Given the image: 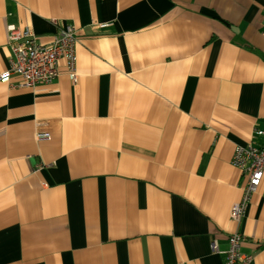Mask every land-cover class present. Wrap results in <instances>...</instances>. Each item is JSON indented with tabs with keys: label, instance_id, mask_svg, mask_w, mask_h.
I'll list each match as a JSON object with an SVG mask.
<instances>
[{
	"label": "crops",
	"instance_id": "crops-1",
	"mask_svg": "<svg viewBox=\"0 0 264 264\" xmlns=\"http://www.w3.org/2000/svg\"><path fill=\"white\" fill-rule=\"evenodd\" d=\"M64 23L76 85L63 62L0 83V264H202L235 232L264 264V181L229 216L234 149L264 129V0H0V73L8 26Z\"/></svg>",
	"mask_w": 264,
	"mask_h": 264
},
{
	"label": "built area",
	"instance_id": "built-area-1",
	"mask_svg": "<svg viewBox=\"0 0 264 264\" xmlns=\"http://www.w3.org/2000/svg\"><path fill=\"white\" fill-rule=\"evenodd\" d=\"M103 26H92L97 31ZM6 45L9 50L7 67L0 73V83L9 89H32L37 86L54 84L59 77L60 63L63 62L66 74L72 84L78 83L76 72V30L64 23L52 36L48 44H40L29 28L18 30L14 26L7 28ZM17 81L12 82L11 78ZM39 139H50V134H40ZM234 149L231 164L245 178L240 202L231 206L229 216L239 222L246 205L258 191L264 181V129L253 128V139ZM245 237L238 232L227 238L226 250H220L215 241L210 243V255L202 264H251L252 257L240 252Z\"/></svg>",
	"mask_w": 264,
	"mask_h": 264
},
{
	"label": "rangeland",
	"instance_id": "rangeland-1",
	"mask_svg": "<svg viewBox=\"0 0 264 264\" xmlns=\"http://www.w3.org/2000/svg\"><path fill=\"white\" fill-rule=\"evenodd\" d=\"M100 28H103V27H100Z\"/></svg>",
	"mask_w": 264,
	"mask_h": 264
}]
</instances>
